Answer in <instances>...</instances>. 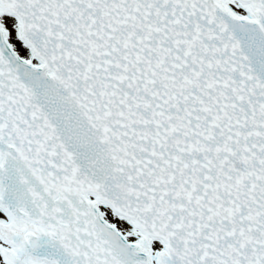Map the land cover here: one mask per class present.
I'll return each instance as SVG.
<instances>
[{"label":"snow or ice","instance_id":"snow-or-ice-1","mask_svg":"<svg viewBox=\"0 0 264 264\" xmlns=\"http://www.w3.org/2000/svg\"><path fill=\"white\" fill-rule=\"evenodd\" d=\"M0 264H264V0H0Z\"/></svg>","mask_w":264,"mask_h":264}]
</instances>
